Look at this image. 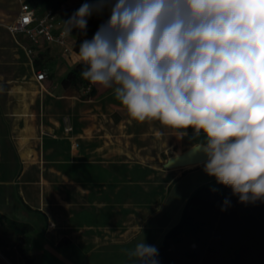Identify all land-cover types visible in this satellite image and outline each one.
I'll return each mask as SVG.
<instances>
[{
  "label": "clouds",
  "instance_id": "1",
  "mask_svg": "<svg viewBox=\"0 0 264 264\" xmlns=\"http://www.w3.org/2000/svg\"><path fill=\"white\" fill-rule=\"evenodd\" d=\"M105 12L76 51L80 76L111 89L133 120L181 138L192 129L204 171L239 202L264 201V0H91L63 34H86ZM125 254L158 264L144 239Z\"/></svg>",
  "mask_w": 264,
  "mask_h": 264
},
{
  "label": "rangeland",
  "instance_id": "2",
  "mask_svg": "<svg viewBox=\"0 0 264 264\" xmlns=\"http://www.w3.org/2000/svg\"><path fill=\"white\" fill-rule=\"evenodd\" d=\"M65 1L27 0L26 3L41 14L52 8L53 4ZM17 40L23 42L22 37ZM5 44L8 45L6 41ZM12 48H15L13 52L20 54L19 62L24 63L18 69L20 80L34 82L33 76L38 71L44 70L47 73V79L43 83L49 93L45 99L48 116L43 122L46 129L38 130V137L33 139L34 144L31 146L29 158L35 160L37 156L39 162L62 161L68 162L67 166L71 167H91L93 172L98 173L97 179L95 177L93 182L86 177L78 184L69 182V179L64 182L59 175L48 171H53L51 167L57 165L45 163V177L55 183L50 185V195L55 194L66 201L65 208L69 211L72 208L89 207L87 203L93 197L100 203H108V207L104 208H109L111 214L116 217L115 223L112 224L115 229L104 230L99 238L106 236L117 238L126 231L130 232L128 230H137L138 226H134L142 224L144 215L151 214L149 204H153L154 199L162 197V201H157L159 206L156 212L144 224L147 231L141 236L145 238V243L157 248L161 241L159 239L156 244L153 243L158 235L157 229L167 223L177 210L179 201L193 188L195 182L209 176L205 171L195 172L173 186L169 194H166L170 188V181L175 175L180 174L182 169L169 170L163 165L167 160L190 150L195 143L202 140V137H196L192 134V129H187L188 134L181 138L174 134V130L164 128L158 121L133 120L118 100H116L118 104L116 103L111 89L92 83L96 89V95L92 98L84 97L88 89L63 90L60 86L63 77H56L62 75L61 70L65 65L58 59L59 54L52 51L51 55L45 54L40 60L32 59L34 64L31 71L28 59L22 60V51L19 47L12 44ZM2 56L0 54V62L4 60L1 59ZM72 145L75 146L74 149L71 148ZM87 162L94 164L90 165ZM196 168L200 166L185 171ZM180 211L174 224L180 216ZM259 212L261 216L257 225L259 232H264V201L245 204L239 202L238 196L235 197L223 208L216 225L215 239L213 237L200 264H264V238L240 241L234 236L241 228L243 230L248 228L252 215ZM76 215L77 225L86 230H89L87 227L105 225L108 221L106 210L83 209L78 210ZM111 231L116 233L112 236ZM126 235L128 236V233ZM105 240L103 242H106ZM139 241L140 239L126 248L133 249ZM63 242L68 243V240L64 239ZM85 242L87 248L101 243L95 241L90 245L89 239ZM16 243L18 239L13 235L0 233V255L9 264H25L16 249ZM31 251L30 248L27 256L32 263L35 261L47 263L39 248L34 250L33 255ZM127 263L131 261L125 252L115 251L114 247L94 252L83 261V264Z\"/></svg>",
  "mask_w": 264,
  "mask_h": 264
},
{
  "label": "crops",
  "instance_id": "3",
  "mask_svg": "<svg viewBox=\"0 0 264 264\" xmlns=\"http://www.w3.org/2000/svg\"><path fill=\"white\" fill-rule=\"evenodd\" d=\"M26 1L0 0V54L3 55L1 59H4L0 62V214L14 222L28 224L32 227L31 254L33 255L39 248L41 255L47 259V263L35 261L33 264H83L88 255L112 247L115 251L125 252L124 248L128 249L126 246L138 239L146 241L145 238L141 237L143 232L147 231L144 224L156 212L159 206L157 201H162L163 198H156L153 204H149L151 214L144 215L142 224L134 226H138L137 230H128L130 232L126 231L117 238H109V236L99 238L103 235L104 230L115 229L112 224L115 223L116 217L111 214L109 208H104L108 207V203H100L93 197L87 203L89 207L72 208L69 211L65 208L66 201L61 200L55 194L50 195V185L55 183L46 179L45 163L57 165L51 167L54 169L53 171H48L59 175L64 182L69 179V182L78 184L84 177L90 178L93 182L95 177L97 179L98 173L93 172L91 167H71L67 166L68 162L62 161L39 162L37 156L35 160L29 158V152L32 151L31 146L34 144L33 139L38 137V130L44 131L46 129L43 122L48 116L45 99L49 93L43 86L45 81L36 82L35 75L33 76L35 83L20 80L18 69L24 63L19 62L20 54L13 52L15 48H12V44H15L22 51V60L28 59L31 71H33L34 62L25 53V48L29 46L27 38L21 33L11 34L7 30V26L13 24L17 19L22 2L32 8ZM85 2H91V0H66L64 3L56 4V9L49 8L41 14H38L34 8L32 9L38 16L53 11L54 22L61 23L53 31L54 34H57L63 30L62 21L68 19L69 12L79 8ZM79 32L78 29H73L72 36L67 38V47L70 49L68 54L63 53V47L57 44L46 45L42 43L35 49L34 59L40 60L45 54L51 55L52 51L59 54L58 59H61L65 65L61 70L62 75H56V77H64L75 65L80 63L79 57L73 51L75 39ZM19 37L23 38V42L17 40ZM5 41L8 45L5 44ZM6 46L9 48L7 49ZM55 123L58 124L57 121ZM192 134H194L193 130ZM71 148L74 149L75 146L72 145ZM34 152L37 153V151ZM87 163L94 164V162ZM199 166L200 168L190 171L185 170L191 168H180L182 172L172 178L166 194H169L173 186L184 181L189 175L195 172H204V163L193 167ZM215 179V177L207 176L195 182L193 188L179 201L177 210L171 215L167 223L157 229L158 235L153 243L156 244L159 239H162L165 231L174 224L178 212L193 190ZM86 193L89 192L86 191ZM83 209L106 210L108 214L107 223L98 227H87L89 230L79 227L76 222V214L78 210ZM145 212L147 213V211ZM50 224L53 227H50ZM110 233L113 236L116 232L111 231ZM121 236L123 238H120ZM64 239H67L68 243H64ZM86 239L90 240V245L95 241H101V243L87 248ZM127 264H132V262Z\"/></svg>",
  "mask_w": 264,
  "mask_h": 264
},
{
  "label": "trees",
  "instance_id": "4",
  "mask_svg": "<svg viewBox=\"0 0 264 264\" xmlns=\"http://www.w3.org/2000/svg\"><path fill=\"white\" fill-rule=\"evenodd\" d=\"M53 4L52 8L56 9ZM69 12V17L77 10ZM108 18L107 12L103 15L94 14L88 19L86 34L79 32L75 39L73 51L79 50V44L84 39H91L100 24ZM81 63L75 65L61 80L63 90L81 91L88 89L85 98L96 95V89L91 82L80 76ZM237 197L232 194V189L217 183L216 179L210 183L197 187L185 200L177 222L169 227L157 246L158 264H200L206 255L218 223L222 209ZM225 200L229 203L225 204ZM261 213L253 214L248 228L235 232V238L240 241L248 239H262L264 232H259L257 221ZM30 225L14 222L0 214V233L11 234L18 239L16 249L25 264H33L27 253L30 249ZM215 239V237H214ZM252 243V242H251Z\"/></svg>",
  "mask_w": 264,
  "mask_h": 264
},
{
  "label": "built area",
  "instance_id": "5",
  "mask_svg": "<svg viewBox=\"0 0 264 264\" xmlns=\"http://www.w3.org/2000/svg\"><path fill=\"white\" fill-rule=\"evenodd\" d=\"M61 23L54 22L53 11H48L43 16H38L34 9L24 2L21 3L20 12L15 22L7 26V30L11 34H23L29 43V46L25 48L26 55L34 59L35 49L42 43L46 45L57 44L63 47V53L68 54L70 49L67 47V38L63 34V30L54 34V29L60 26ZM47 79V73L44 70H40L35 75L36 82H43ZM69 131V130H68ZM53 227L52 224L49 225ZM9 264L5 258L0 255V264Z\"/></svg>",
  "mask_w": 264,
  "mask_h": 264
},
{
  "label": "water",
  "instance_id": "6",
  "mask_svg": "<svg viewBox=\"0 0 264 264\" xmlns=\"http://www.w3.org/2000/svg\"><path fill=\"white\" fill-rule=\"evenodd\" d=\"M205 161L206 157L204 156V154L196 151L195 148L192 147L184 154L167 160L163 167L169 170L175 168H185L188 166L200 165L202 163H205Z\"/></svg>",
  "mask_w": 264,
  "mask_h": 264
},
{
  "label": "bare ground",
  "instance_id": "7",
  "mask_svg": "<svg viewBox=\"0 0 264 264\" xmlns=\"http://www.w3.org/2000/svg\"><path fill=\"white\" fill-rule=\"evenodd\" d=\"M193 166H188V167H185V168H192Z\"/></svg>",
  "mask_w": 264,
  "mask_h": 264
}]
</instances>
